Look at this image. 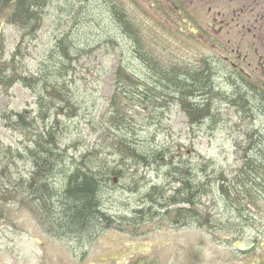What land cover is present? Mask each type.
Returning <instances> with one entry per match:
<instances>
[{
    "label": "rangeland",
    "instance_id": "obj_1",
    "mask_svg": "<svg viewBox=\"0 0 264 264\" xmlns=\"http://www.w3.org/2000/svg\"><path fill=\"white\" fill-rule=\"evenodd\" d=\"M95 1H91L90 5L73 6L58 1L45 7V17L41 19L43 27L37 39L25 38L20 26L9 19L2 26L0 64L10 58L17 62L22 74L39 73L45 76L47 73L52 78L59 61L57 44L63 42V38L66 40L64 44L69 42L73 50L80 53H69L74 57L69 60L62 80L66 85V89L62 90L67 93L68 103L62 105L60 99H56V105L62 107L59 115L55 113L58 109H51L48 118L39 117L40 86L33 88L16 83L10 87H0L1 142L14 153H23L19 159L14 158L10 166L2 165L0 174H4L5 170L11 179L32 176V163L26 154L33 147L35 128L41 129L46 120L47 125L53 126L56 132L57 151L63 153L66 159L54 168V175L51 176L54 189L59 190L62 186L60 171L69 172L83 155L89 157L90 164L94 160L93 164L109 165L119 170V175L111 174L110 180H105L101 195L103 207L114 216L123 212L128 213V217L132 216L131 211L136 203L135 191H150L154 185L160 190H173L172 187L179 184V180L172 177L174 166L184 167L191 172L194 184H204L201 187L205 194V217L209 216L225 227V230L214 229L210 225L205 228V262L228 264L226 260L232 241L228 229L232 227L231 223L243 222L248 233H251V229L247 223L252 224V230L258 228L264 234V198L243 199L238 209L230 211L217 191L216 182L222 177L234 178L244 157L253 155V151H249L252 144H248L247 133L264 128V117L259 116L257 110L255 116L239 112L234 103L219 93L209 103V117L192 127L189 117L178 108V103L171 106L166 102L163 107L157 105L152 111L144 107L146 105L125 99L116 86L117 70L123 66L125 72H129L132 67L138 66L136 61L131 60L128 40L114 38L113 33L106 29L107 16L101 7L94 6ZM116 1L118 8L124 6L125 10H130L128 2ZM131 18H135V15ZM139 25L142 31L139 44L152 49L159 58H174L175 53L184 58L192 57L194 46L189 44V40L177 37L167 26L154 28L141 18ZM13 53L16 55L12 58ZM33 90H36V96ZM238 98V94L232 93V100ZM123 101L125 104L122 105ZM118 108L127 113L121 128L116 125L117 119L113 116ZM127 109L133 113L127 112ZM17 113L22 114L23 121L29 120L26 129L19 127L12 119V114ZM28 114L30 118L26 117ZM121 136L135 144L136 149L147 152L146 155L160 153L170 157V160L166 163L156 162L152 158L147 161L148 158L138 162L130 152L122 154L119 151L116 140ZM180 143L187 144L190 151L183 150L180 156L173 157L175 145ZM113 177L116 178L115 182L111 180ZM0 181L3 183L4 180ZM206 187L209 188L207 193ZM1 207L12 221L7 229L0 226V232L6 233L5 237H0V264H102L97 257H103L106 253L116 254L119 244L130 245L135 239V230L131 226L118 224L119 221L83 236L52 237L41 226L40 219L25 210L14 197L4 200ZM147 238L154 237L148 235ZM156 238L163 242L168 236L162 234ZM87 248L90 253L86 261L76 258ZM212 250L214 252H210ZM116 255L120 262L125 261L124 256Z\"/></svg>",
    "mask_w": 264,
    "mask_h": 264
},
{
    "label": "flooded vegetation",
    "instance_id": "obj_2",
    "mask_svg": "<svg viewBox=\"0 0 264 264\" xmlns=\"http://www.w3.org/2000/svg\"><path fill=\"white\" fill-rule=\"evenodd\" d=\"M25 1L33 6L25 11L28 19L22 24V35L37 39L43 27L41 19L45 17V7L58 1H64L69 6L88 5L93 0ZM102 1L108 7L110 5V9L103 5L106 7L103 9L107 16L106 29L116 38H129L140 33L141 18L154 28L158 26L163 29L167 26L180 39L189 40V44L195 48L192 57L184 58L175 53L176 57L165 60L185 65L192 73L210 71V82L230 103L232 93L235 94L238 88L257 87L264 93V0H124L129 3L128 7L132 12L125 10L124 6L118 8L119 3L116 0ZM18 2L19 0H0V31L12 17ZM134 15L135 18H131ZM114 16L127 22L129 34L113 22ZM135 82L139 84L141 81L135 79ZM223 87L231 90L227 91ZM141 90L146 89L135 88V92ZM33 92L36 96L34 90ZM172 100L169 105L178 103V108L189 117L192 127L202 123V119L191 121L187 109L178 98ZM3 145L0 144V147H6ZM183 150L190 151L187 144H176L173 156H180ZM8 154H5L6 159ZM178 183L172 187L173 190H160L154 185L150 191L134 192L136 203L131 211L132 216L128 217V213L123 212L119 215L118 224L131 226L135 230V239L130 245L119 244L116 248L115 253L126 258L124 262L116 259V254L106 253L103 257H97L102 260V264H206L205 228L208 225L214 229L225 227L223 223H215L209 216L205 217V194L199 184L196 189L184 190L181 181ZM38 196L35 200L27 191L26 194H0V226L7 229L12 221L4 212L1 203L14 197L25 210L40 218L41 226L49 235L57 237L53 232L54 226L49 223L47 227L45 225L47 217L44 215V202ZM101 207L104 209L103 204ZM231 225L228 229L232 234L231 251L228 253L227 263L264 264L262 230H252L253 225L247 223L251 229V233H248L243 222H234ZM106 226L107 223H99L96 229ZM162 234L168 236L163 242L156 238ZM2 235L5 237V231L3 234L0 232V237ZM148 235L154 238L149 239ZM241 243L244 244L243 248L239 247ZM89 253L87 248L76 258L86 261Z\"/></svg>",
    "mask_w": 264,
    "mask_h": 264
},
{
    "label": "trees",
    "instance_id": "obj_3",
    "mask_svg": "<svg viewBox=\"0 0 264 264\" xmlns=\"http://www.w3.org/2000/svg\"><path fill=\"white\" fill-rule=\"evenodd\" d=\"M19 2L10 18V22L21 28L23 22L28 19V14L25 11L29 10L33 5L28 4L25 0H19ZM95 2L94 6L101 7L102 12H104L103 9L106 7L103 5L107 6V3L104 4L102 0ZM109 2H112V0ZM108 8L110 9V5ZM113 20L114 23L129 34L126 21H123L119 16H114ZM141 36L142 31L140 30V33L124 38L130 43L128 50L132 54L131 60L136 61L138 68L132 67L129 73L125 72L123 66H120L116 73L117 89L120 90L125 99L132 103L138 102L141 106L146 105L144 107L152 111L157 108V105L163 107L164 103H172V99L178 98L180 103L187 109L191 121L193 119H207L210 114L209 103L219 94L212 82H210V71L203 70L199 73H192L185 65L182 66L179 63L159 58L153 50L139 44ZM62 41L57 44L59 61L57 62L58 67L54 69L52 78L47 73L45 76L39 73L35 75L22 74L19 71L20 67L17 66V62L10 58L0 64V87H10L20 83L26 87L34 88V86H40L42 88L39 93L42 97L38 95V102L41 103L39 117L42 119H46L51 115L49 112L51 109H58L55 113L59 115L62 107L56 105L58 103L57 98L60 99L62 105L63 103L66 105L68 103V98L65 96L67 93L63 91L66 89V85H64L62 80H64L68 69L69 60L74 57L73 54L69 53L77 55L80 51L73 50L69 42L64 44L66 42L64 38ZM15 55L16 53H13L11 55L12 58ZM135 79H140L141 82L137 84ZM135 88L146 90L135 92ZM235 94H238L240 98L231 101L238 107L239 112H243L245 115L251 113L255 116V112L258 111V115L264 117V93L259 88L242 87L240 90L237 89ZM123 104H125V101L122 102ZM127 112L133 113L131 109H127ZM125 115H127L126 111L120 110V108L113 112V116L117 119L116 125L119 128L123 126ZM12 117L19 127L25 129L28 127L29 120L25 119L23 121L21 113L12 114ZM26 117L30 118V114ZM35 129L37 130L32 138L33 147H30L26 154L32 163V176L27 179L21 177L11 179L4 170V174L2 172V175L0 174V180H4L3 183L0 181V194H26L27 191L28 194H32L35 197V200L38 195L41 196L45 207L44 215L47 217L45 225L47 227V223H49L54 226L53 232H55L57 237L83 236L96 229L99 223H107L109 226L118 221L119 216L109 214L105 208L101 207L103 204L101 193L105 180H110L111 174L119 175V170L109 165H103V163L93 164L94 160L90 164L91 160H88L89 157L83 155L77 163H74L69 172L60 171V175L63 176V183L59 190L54 189L51 181V176L54 175V168L57 164H62L66 159L63 153L57 151L59 147L56 141V132H54L53 126L47 125V120L41 129L39 127ZM247 140L248 144H252L249 151H253V155L250 158L249 155L244 157L239 173L234 178L222 177L220 181L217 180L216 182L217 191L225 199L226 208L230 211H232V208L238 209L242 205L240 201L243 199L255 200L264 198V128L253 129V131L247 133ZM0 144H3L1 139ZM116 145L122 154L130 152L131 157L138 162H144L148 158L147 161L152 158L156 162L165 161L166 163L170 160V157L163 156L160 153L146 155L147 152L143 149H136L135 144L129 142V139L124 136L116 140ZM1 147L0 171L2 165L10 166L14 158L16 160L23 155V153L12 152L9 147ZM7 153L9 154L6 159L5 154ZM172 177L181 181L183 184L182 189L184 190L198 187V183L194 184L193 179H191V172H188L184 167L181 169L179 166H174ZM114 178H111L113 182H115ZM199 185V187L201 185L204 186V184ZM208 190L209 188L206 187L205 192L207 193ZM14 197L16 196L14 195Z\"/></svg>",
    "mask_w": 264,
    "mask_h": 264
},
{
    "label": "water",
    "instance_id": "obj_4",
    "mask_svg": "<svg viewBox=\"0 0 264 264\" xmlns=\"http://www.w3.org/2000/svg\"><path fill=\"white\" fill-rule=\"evenodd\" d=\"M114 181H116V178H114ZM240 248H243L244 247V244L241 243V245H239Z\"/></svg>",
    "mask_w": 264,
    "mask_h": 264
}]
</instances>
